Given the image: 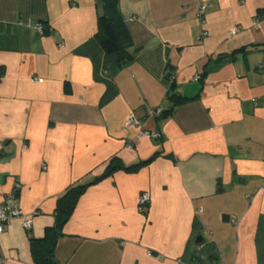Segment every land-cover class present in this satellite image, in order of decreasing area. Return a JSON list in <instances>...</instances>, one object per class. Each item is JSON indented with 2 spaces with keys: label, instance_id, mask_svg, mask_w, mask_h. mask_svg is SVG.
Masks as SVG:
<instances>
[{
  "label": "crops",
  "instance_id": "0c3cea01",
  "mask_svg": "<svg viewBox=\"0 0 264 264\" xmlns=\"http://www.w3.org/2000/svg\"><path fill=\"white\" fill-rule=\"evenodd\" d=\"M119 8L134 55L122 65L95 38L97 0H0V200L15 194L33 221L9 223L1 255L35 264L31 239L55 226L59 198L90 184L60 264H264V0ZM131 113L162 137L140 136ZM114 157L153 159L102 177Z\"/></svg>",
  "mask_w": 264,
  "mask_h": 264
},
{
  "label": "trees",
  "instance_id": "16d2710c",
  "mask_svg": "<svg viewBox=\"0 0 264 264\" xmlns=\"http://www.w3.org/2000/svg\"><path fill=\"white\" fill-rule=\"evenodd\" d=\"M97 1L102 6V14H100L98 18L95 38L98 40L99 44L107 54L116 55L121 65L126 64L134 59V55L130 50L133 47V38L126 21L120 12L119 0ZM43 29L45 33L50 31V29H47L44 26ZM169 97L176 98L174 94L173 81H171L169 85ZM183 101L184 99L182 98H176L175 106ZM152 159L142 161L131 166H125L118 157H114L109 162L108 168L102 177L111 175L118 169L136 171L141 165L151 161ZM89 185L90 184H81L73 186L69 188L63 194V196H61V198H59L56 209L55 226L48 229L46 235L43 238L31 239L35 264H60L54 254L55 245L59 236L61 235L63 226L73 213L79 197Z\"/></svg>",
  "mask_w": 264,
  "mask_h": 264
},
{
  "label": "built area",
  "instance_id": "2783aa9c",
  "mask_svg": "<svg viewBox=\"0 0 264 264\" xmlns=\"http://www.w3.org/2000/svg\"><path fill=\"white\" fill-rule=\"evenodd\" d=\"M205 9L206 8L204 5L200 7L199 12H198L199 17L203 15ZM258 24H259L258 22H255L254 26L257 28ZM38 29L40 33L44 32V29L41 25L38 26ZM237 31H238L237 28L232 29L233 34L236 33ZM259 69L260 70L264 69V57H263L262 62L259 65ZM33 80L37 82L43 81L42 78H33ZM162 112H163L162 107L147 109V115H149L150 117L159 116L162 114ZM127 125L128 126H138L140 128V131H139L140 136H145L150 139H159L162 137L161 130L144 129L140 123L139 118L136 116L135 113H131L129 115ZM1 149H2V146L0 145V151ZM150 201H151L150 193L147 191L142 192L138 197L139 211L142 213H146L149 207ZM34 214H37V212H35ZM14 219H21L22 226L26 230H30L32 228V224H33L32 219L28 218L24 210L15 203V194H11L9 197H6L0 200V235L7 229L9 223ZM148 255L151 257L155 256L152 251H148ZM0 264H7L6 258L2 256L1 253H0Z\"/></svg>",
  "mask_w": 264,
  "mask_h": 264
},
{
  "label": "water",
  "instance_id": "95a60500",
  "mask_svg": "<svg viewBox=\"0 0 264 264\" xmlns=\"http://www.w3.org/2000/svg\"><path fill=\"white\" fill-rule=\"evenodd\" d=\"M201 239H202L201 236H199V237L197 238V241H201Z\"/></svg>",
  "mask_w": 264,
  "mask_h": 264
}]
</instances>
